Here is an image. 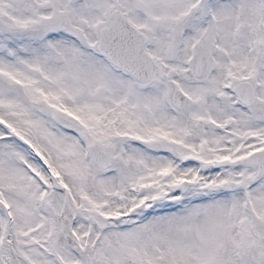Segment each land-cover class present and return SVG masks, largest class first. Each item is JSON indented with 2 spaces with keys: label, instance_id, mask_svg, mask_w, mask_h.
<instances>
[{
  "label": "snow or ice",
  "instance_id": "snow-or-ice-1",
  "mask_svg": "<svg viewBox=\"0 0 264 264\" xmlns=\"http://www.w3.org/2000/svg\"><path fill=\"white\" fill-rule=\"evenodd\" d=\"M0 264H264V0H0Z\"/></svg>",
  "mask_w": 264,
  "mask_h": 264
}]
</instances>
